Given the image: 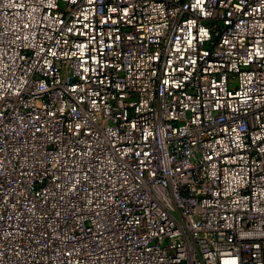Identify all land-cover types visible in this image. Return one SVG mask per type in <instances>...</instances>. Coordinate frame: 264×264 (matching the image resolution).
<instances>
[{"label":"built area","instance_id":"built-area-1","mask_svg":"<svg viewBox=\"0 0 264 264\" xmlns=\"http://www.w3.org/2000/svg\"><path fill=\"white\" fill-rule=\"evenodd\" d=\"M0 264H264V0H0Z\"/></svg>","mask_w":264,"mask_h":264}]
</instances>
